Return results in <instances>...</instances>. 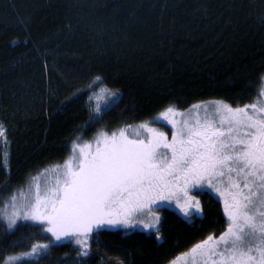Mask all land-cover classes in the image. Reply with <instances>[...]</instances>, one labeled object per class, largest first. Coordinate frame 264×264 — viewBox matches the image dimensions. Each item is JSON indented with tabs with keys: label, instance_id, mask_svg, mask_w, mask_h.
<instances>
[{
	"label": "trees",
	"instance_id": "obj_1",
	"mask_svg": "<svg viewBox=\"0 0 264 264\" xmlns=\"http://www.w3.org/2000/svg\"><path fill=\"white\" fill-rule=\"evenodd\" d=\"M262 76L264 0H0V207L75 144L144 122L167 128L153 121L169 105L250 104ZM102 87L116 100L94 115ZM204 200L192 224L163 208L159 238L96 231L87 256L32 223L9 231L0 219V258L48 244L30 264H168L226 229L219 202Z\"/></svg>",
	"mask_w": 264,
	"mask_h": 264
},
{
	"label": "snow or ice",
	"instance_id": "obj_2",
	"mask_svg": "<svg viewBox=\"0 0 264 264\" xmlns=\"http://www.w3.org/2000/svg\"><path fill=\"white\" fill-rule=\"evenodd\" d=\"M260 85L258 99L244 106L212 101L187 112L167 106L153 123L170 124V139L144 122L132 138L121 129L101 132L92 150L74 145L63 165L41 174H54L43 185L34 177L28 195L12 198V210L0 214L7 230L18 220L31 221L51 234L50 241L73 238L87 256L89 237L104 226L130 227L144 215L152 222H136L154 227L160 218L153 206L161 202L175 201L185 217L199 216L200 201L190 193L207 186L222 198L226 230L177 260L264 264V76ZM4 131L0 124V137ZM48 247L33 245L27 255ZM4 264H19V258L9 256Z\"/></svg>",
	"mask_w": 264,
	"mask_h": 264
},
{
	"label": "rangeland",
	"instance_id": "obj_3",
	"mask_svg": "<svg viewBox=\"0 0 264 264\" xmlns=\"http://www.w3.org/2000/svg\"><path fill=\"white\" fill-rule=\"evenodd\" d=\"M115 100H116V93H114L113 91L107 89L106 87L100 88L90 98V105H91L92 112L94 113V115L99 114L100 111L102 110L103 105L111 104ZM208 102H212V101H207V102L198 103V104H206ZM97 109H99V111H97ZM187 110L180 111V112H187ZM157 118H155L154 121L157 120ZM157 123H164L167 128L161 127V126H158V125H152V123H150V125L152 127L156 128L158 131L165 133L169 137V139H170L171 138V131H170L171 125L170 124H167V122L166 121H163V120H161L160 122H157ZM139 125H136V126H133V127H130V128H127L126 129L127 130V133H128V135H129L130 138H132V130L133 129H136ZM98 136L99 135H97V137ZM96 138L93 141H91V142H85V143L75 144V145H79L80 147H84L85 145H89V146H91V148L88 149V150H92V149L95 148ZM73 147H72V149H73ZM78 151H79V149H77V152ZM70 155H72V150H71V154ZM66 160H64L62 163L57 164V165H63ZM57 165L50 166L47 169H51V168H53V167H55ZM44 172H45V169L39 175L36 176L37 178H39V182L42 185L44 184V182L49 177H51V176L54 175L52 173H48V174H45V175H41ZM32 183H33V180L25 188L16 191L10 197H8L7 199H5L4 202H3V204L0 207V214H2L3 212H10L12 210L11 205H12V198L13 197H15L17 200H19L21 198V195L22 194L23 195H28L29 194V187H30V185ZM206 191H209L212 194L214 193V197L217 198L218 200H220L221 202H223L222 201V198H220L212 189L208 188L207 186H204L201 189H193L191 191V193L193 194V196H196V195H198L200 193H204ZM163 208H167V209H170V210H176L178 213H181V215H184L183 212L181 211V209L177 206V204H176L175 201H164V202L159 203L158 205H154L153 206V211L155 212V215L159 216L160 220H159V223L158 224H154V227H152V228H145L142 223L136 222V220H143L145 223L152 222L151 216L141 215V216H138L136 219H134L133 225L130 226V227H125V226H118V227L104 226L102 229H108V230L126 229V230H130V231L139 230V231H144V232H148V233L149 232H156V229H159L160 228L161 218H162L161 210ZM0 219L6 224V220L3 219L2 215H0ZM22 222L23 223H32L31 221L18 220L17 221V225H18V223H22ZM226 227H227V225H226ZM102 229H100V230H102ZM93 233L91 234V236L89 237V240H88V249H87L88 253H89V248H90V245H91V241L94 239ZM220 234L214 235V236L218 237ZM69 241H71L75 245H77L75 243V240L73 238H70V237H65L61 241H56V242L63 243V242H69ZM200 242H198V243H200ZM77 246L80 247V245H77ZM189 250L186 251V252H189ZM29 252H31V251H28L26 253H22V254H19V255H14L15 257H18L19 258V264H30L31 262L33 263L34 259L42 257L45 254L46 250L45 249H38L37 253L35 255H33V256L27 255V253H29ZM186 252H184V253H186ZM180 256H181V254L178 255V256H176L173 260H177V258L180 257ZM173 260H171L168 264H171V262ZM77 264H81V263L80 262H77ZM103 264H111V263L105 261V262H103ZM177 264H185V262H184L183 259H180V260H177Z\"/></svg>",
	"mask_w": 264,
	"mask_h": 264
},
{
	"label": "flooded vegetation",
	"instance_id": "obj_4",
	"mask_svg": "<svg viewBox=\"0 0 264 264\" xmlns=\"http://www.w3.org/2000/svg\"><path fill=\"white\" fill-rule=\"evenodd\" d=\"M206 193L207 194H209L210 196H212L215 200H217L218 202H219V205H220V208H221V210H222V212H223V215L226 217V215H225V213H224V211H223V202H221L220 200H218L217 198H215L214 197V193L212 194L211 192H209V191H206V192H204V193H200V194H198V195H196L195 196V198L197 199V200H199L200 201V205H201V209H202V211H201V213H200V215L199 216H192V217H185L184 215H181V213H178L176 210V212L187 222V223H189V224H192L196 219H201V218H203L204 217V205H205V202L207 201V200H209V199H206V201L204 200L205 199V195H206ZM191 195H193L192 193H190ZM215 235H218V234H215Z\"/></svg>",
	"mask_w": 264,
	"mask_h": 264
}]
</instances>
